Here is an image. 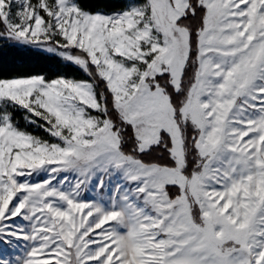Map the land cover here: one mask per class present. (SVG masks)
<instances>
[{
	"label": "snow or ice",
	"instance_id": "1",
	"mask_svg": "<svg viewBox=\"0 0 264 264\" xmlns=\"http://www.w3.org/2000/svg\"><path fill=\"white\" fill-rule=\"evenodd\" d=\"M20 46L85 78L0 76V264H264V0H0Z\"/></svg>",
	"mask_w": 264,
	"mask_h": 264
},
{
	"label": "trees",
	"instance_id": "2",
	"mask_svg": "<svg viewBox=\"0 0 264 264\" xmlns=\"http://www.w3.org/2000/svg\"><path fill=\"white\" fill-rule=\"evenodd\" d=\"M33 75H44L48 79L65 76L77 79L85 78L83 73L75 66L69 65L59 57L52 54L42 53L31 47L20 46L9 49L7 55L0 61V76L3 77H28ZM22 127L36 135L45 137L40 129L27 125L22 114L17 116Z\"/></svg>",
	"mask_w": 264,
	"mask_h": 264
},
{
	"label": "rangeland",
	"instance_id": "3",
	"mask_svg": "<svg viewBox=\"0 0 264 264\" xmlns=\"http://www.w3.org/2000/svg\"><path fill=\"white\" fill-rule=\"evenodd\" d=\"M45 138H47V135L45 134ZM123 231V230H122ZM0 247H3L2 245H0ZM9 251H11V249H9ZM19 251V249L17 250Z\"/></svg>",
	"mask_w": 264,
	"mask_h": 264
}]
</instances>
